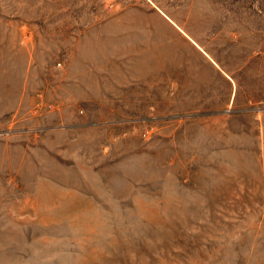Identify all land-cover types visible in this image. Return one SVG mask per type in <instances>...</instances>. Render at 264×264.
Returning a JSON list of instances; mask_svg holds the SVG:
<instances>
[{
    "label": "rangeland",
    "instance_id": "rangeland-1",
    "mask_svg": "<svg viewBox=\"0 0 264 264\" xmlns=\"http://www.w3.org/2000/svg\"><path fill=\"white\" fill-rule=\"evenodd\" d=\"M0 264H264V0H0Z\"/></svg>",
    "mask_w": 264,
    "mask_h": 264
}]
</instances>
